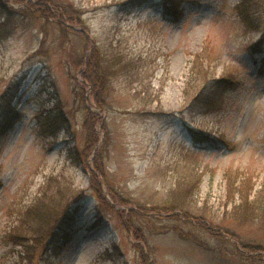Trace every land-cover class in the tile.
<instances>
[{"label": "rangeland", "instance_id": "1", "mask_svg": "<svg viewBox=\"0 0 264 264\" xmlns=\"http://www.w3.org/2000/svg\"><path fill=\"white\" fill-rule=\"evenodd\" d=\"M241 1L181 0L173 16L162 0H0V120L8 102L13 113L0 132V264L17 260L20 209L49 195L54 217L75 216L49 264H264V249L243 247L264 246V53L252 50L264 0L246 2L252 25ZM94 50L136 69L111 77L107 111L74 92L76 61ZM223 76L217 105L191 104ZM58 103L66 126L50 133L39 111Z\"/></svg>", "mask_w": 264, "mask_h": 264}, {"label": "trees", "instance_id": "2", "mask_svg": "<svg viewBox=\"0 0 264 264\" xmlns=\"http://www.w3.org/2000/svg\"><path fill=\"white\" fill-rule=\"evenodd\" d=\"M147 1L149 0H127V2H130L132 5H138ZM180 2L181 0H162L163 12L166 14L169 13L173 16L178 15L182 11ZM246 2L247 0H242L240 2V17L243 22L245 21L252 25L253 23H256L255 13L257 11ZM68 6L69 4H60L59 8L63 10L65 14H68ZM84 50H87L86 47ZM252 50L257 53H264L263 34L252 43ZM92 54H81L76 61L77 74L80 80H77L76 78L74 80L76 86L74 91L75 96L78 97L77 99L81 104L88 99L93 101L96 107L107 111L109 108L108 96L111 91L110 86L112 83L111 77L114 76L116 72H119L117 75L121 76L123 71L125 73L124 76L127 75L128 80L134 81L135 78L133 73L136 72V69H128L127 63L129 60H122L120 54H102L98 50H94V53ZM231 81L232 80L224 76L212 79L194 95L191 104L199 107L202 111L211 107L213 108L218 104V98L221 96L224 89L232 84ZM142 92V90L134 91V95L139 96ZM141 96L143 97L144 94H141ZM5 109L4 114L1 116L2 119L0 120V132L8 128L13 119V113L10 111L9 102L6 104ZM56 109L58 110L57 112L55 111ZM61 109L62 107L60 106V103L54 104V106L50 108L43 107L39 111V115L42 117L39 116L41 127L45 128L48 132L53 133L66 126L67 116L61 111ZM89 115L95 119L98 117L96 112ZM89 130L91 133L93 132L96 134L93 127L89 128ZM190 130L195 133L196 138L201 139L198 137L202 135L201 132L193 130L192 128H190ZM96 141V136H92L88 138L86 144L87 146H92ZM105 147L106 143L103 141L96 148L97 155L95 156L96 161L98 160L97 166L99 172L101 173L102 171V174H104V169L102 168L101 158L104 156V153H106ZM83 151L87 152L86 147ZM75 159H78V161L80 159L84 162L79 154H77ZM57 188L58 187H56V189ZM53 196L54 195H49L45 197L47 199H42V201L40 199H35L26 207L20 209V216L18 215V218L22 217L21 221H23V223L20 222L18 226L14 227V230L21 228L23 232H20L21 230L12 232V234H10L11 240H9L12 245V250L17 254V260L14 264H49L52 259L64 249L65 243L69 238V235L67 234V231H69L68 227L75 219V216L70 210L64 207L60 213H57L58 218L54 217L56 215L54 214L56 212V208L54 210L56 204L51 206V199ZM113 196L115 195L113 194ZM27 219L29 221H27ZM50 219L54 220L53 228L48 230L47 233H43L42 230L46 229V225ZM243 247H245L246 251L252 249H264V246L262 245L253 246L243 244ZM238 251L242 254L245 252L244 250Z\"/></svg>", "mask_w": 264, "mask_h": 264}]
</instances>
